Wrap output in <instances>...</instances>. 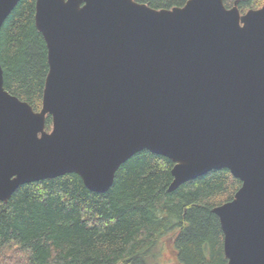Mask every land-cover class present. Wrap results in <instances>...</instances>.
Wrapping results in <instances>:
<instances>
[{
  "label": "water",
  "instance_id": "obj_1",
  "mask_svg": "<svg viewBox=\"0 0 264 264\" xmlns=\"http://www.w3.org/2000/svg\"><path fill=\"white\" fill-rule=\"evenodd\" d=\"M18 1L0 0V26ZM34 24L38 111L4 89L0 64V201L66 173L103 193L142 150L173 162L168 191L227 168L241 184L212 208L226 264H264V2L34 0Z\"/></svg>",
  "mask_w": 264,
  "mask_h": 264
},
{
  "label": "trees",
  "instance_id": "obj_2",
  "mask_svg": "<svg viewBox=\"0 0 264 264\" xmlns=\"http://www.w3.org/2000/svg\"><path fill=\"white\" fill-rule=\"evenodd\" d=\"M135 1L162 9L187 0ZM263 2L223 0L240 13ZM0 64L4 89L38 111L48 65L34 0H19L0 26ZM172 167L167 157L142 150L118 167L103 193L75 173L18 186L0 201V264H145L147 250L169 233L179 264H226L212 208L232 199L240 180L227 168L213 169L168 191Z\"/></svg>",
  "mask_w": 264,
  "mask_h": 264
},
{
  "label": "rangeland",
  "instance_id": "obj_3",
  "mask_svg": "<svg viewBox=\"0 0 264 264\" xmlns=\"http://www.w3.org/2000/svg\"><path fill=\"white\" fill-rule=\"evenodd\" d=\"M169 234L162 236L149 250H147L145 254V264H179L171 244L172 238Z\"/></svg>",
  "mask_w": 264,
  "mask_h": 264
}]
</instances>
